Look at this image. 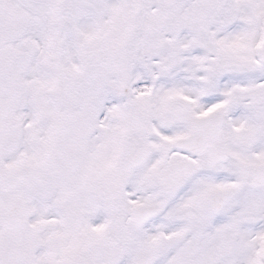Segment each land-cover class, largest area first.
<instances>
[{
  "label": "snow or ice",
  "instance_id": "6c2138e0",
  "mask_svg": "<svg viewBox=\"0 0 264 264\" xmlns=\"http://www.w3.org/2000/svg\"><path fill=\"white\" fill-rule=\"evenodd\" d=\"M0 264H264V0H0Z\"/></svg>",
  "mask_w": 264,
  "mask_h": 264
}]
</instances>
